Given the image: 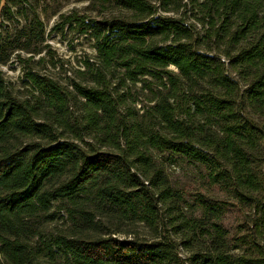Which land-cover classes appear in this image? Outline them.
I'll use <instances>...</instances> for the list:
<instances>
[{"label": "trees", "instance_id": "obj_1", "mask_svg": "<svg viewBox=\"0 0 264 264\" xmlns=\"http://www.w3.org/2000/svg\"><path fill=\"white\" fill-rule=\"evenodd\" d=\"M28 2L8 1L20 15ZM192 2L201 36L167 15L188 6L178 0H103L88 9L96 16L65 17L94 42L97 56L79 73L88 84L29 73L37 95L23 99L0 71V264H264V0ZM41 26L17 48L45 42ZM7 50L1 43L0 65ZM164 154L198 164L201 187L234 202L198 192L203 217L186 218L183 193L156 162ZM166 207L177 211L175 233ZM229 208L251 213L236 235L224 224ZM66 215L72 232L46 239L45 224ZM138 224L155 239L137 237Z\"/></svg>", "mask_w": 264, "mask_h": 264}, {"label": "rangeland", "instance_id": "obj_2", "mask_svg": "<svg viewBox=\"0 0 264 264\" xmlns=\"http://www.w3.org/2000/svg\"><path fill=\"white\" fill-rule=\"evenodd\" d=\"M9 0L0 1V34L2 39L0 44L8 49L4 58L12 54V58L6 64L0 65V71L4 79L8 82L14 94L19 98H25L31 94H36L35 88L28 82L27 75L33 73L45 78H50L58 82L63 87H70L73 81L78 80L84 84H88L90 76H82L79 73L86 70V61L90 59L91 62L97 56L94 48V42L88 36H82L75 30L71 29L69 25L63 26L65 17L72 12L82 14H92L96 16L97 12L91 13L88 11L90 7L99 9L103 0H29L22 15L18 14L15 7L8 3ZM157 3V2H156ZM155 3V4H156ZM188 5L181 8L178 14H167L174 18H182L188 24L196 26V32L203 35V27L201 16L198 14V9L192 0H178V5ZM159 7V4H157ZM195 6V7H194ZM6 8H12L8 12ZM161 11V10H159ZM197 16V17H194ZM44 29L45 42H40V39L31 42L29 50H21L18 46H23L26 42L27 34H29V27H33L38 33ZM23 36V40L18 43V38ZM215 50L224 51L225 47L214 45ZM119 74L115 73V77ZM141 85L136 86L139 90ZM135 89L133 92H137ZM141 99H144L142 96ZM140 110L141 104L136 105ZM74 117L80 116L79 111L74 110ZM142 114V112H141ZM156 162L164 170V173L169 177L172 188L183 193L184 201L179 204V212L182 210L186 218L192 220H200L203 217L201 209H195L193 203L194 194L200 192L209 198L223 202H234V199L228 198L221 193H214L209 189L201 187L202 170L198 164L189 160L182 159L179 156H171L164 154L158 156ZM174 163V164H173ZM58 209V205H54V210ZM66 214V211H64ZM165 216L168 223L177 216V211H169V207L165 209ZM224 224L231 231L232 235H236L238 222L244 224L251 221V213L246 209L229 208L225 212ZM63 215V214H61ZM63 218V217H61ZM56 220L52 223H46L43 227V234L46 239L57 235H69L73 229V221L69 216L63 219ZM175 227H179V221H174ZM137 237L142 240L152 241L155 239V231L146 224H138L133 229ZM175 233V232H174ZM122 238H131L128 234H119ZM127 235V236H126ZM177 242L186 241L182 236L176 235ZM260 250L264 253V238L258 237ZM237 243H233L234 248L232 253L236 256L242 254V249L235 247ZM185 248V249H184ZM181 248V256L184 260L188 259L199 250L198 243H193L188 247ZM255 253L254 255H257ZM41 264H50L49 260L43 257L37 259ZM55 264H64L61 257L56 258Z\"/></svg>", "mask_w": 264, "mask_h": 264}]
</instances>
